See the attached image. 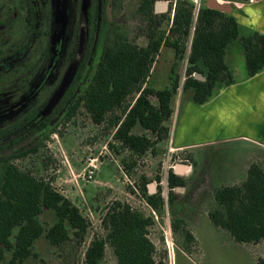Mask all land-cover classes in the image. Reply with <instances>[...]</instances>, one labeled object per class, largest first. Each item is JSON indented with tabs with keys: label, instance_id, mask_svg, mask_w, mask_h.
<instances>
[{
	"label": "trees",
	"instance_id": "obj_1",
	"mask_svg": "<svg viewBox=\"0 0 264 264\" xmlns=\"http://www.w3.org/2000/svg\"><path fill=\"white\" fill-rule=\"evenodd\" d=\"M40 1L43 5L37 6L33 5V0H20V6L13 7V11L18 12L15 19H20L26 29L25 37L20 41L16 39L15 48L6 45L1 38L0 26V94L7 97L11 92L14 96H23L27 92L43 60L49 66L55 64L54 60L49 62L50 58H47V47L37 57L32 53L27 58L21 55L24 48L29 46L32 49L36 43L42 46V40L49 39V0H36L35 3ZM123 1L111 0L112 10L121 8ZM26 2H30L29 7ZM155 2L139 0L135 9V17L140 20L138 32L145 38V44H138L130 38L125 27L112 23L105 32L107 41L102 56L94 71L88 73L90 80L70 103L64 105L56 121L50 120L51 115L37 121L38 109L45 107L58 89L52 93L47 84L37 99L39 105L13 125L0 130V133H12L10 144L14 145L13 151L0 159V264L7 252L10 253L9 264H25L26 260L36 256L34 244L42 235L58 248L73 242L79 245L87 235L89 219L53 186L54 175H37L15 164V160L35 154L57 126L76 116L80 108L93 124L112 133L119 149L128 151V156L121 161L127 175L137 172L138 159L146 155L160 157L163 143L169 139L173 102L180 86L176 67L171 69L168 86L156 89L148 85L153 64L163 46L172 48L177 60H186L181 91L189 90L196 104L204 103L216 89L235 82L224 60L225 49L233 40L239 38L241 41L248 76L264 69V34L254 31L240 35L233 14L206 5H200L196 10L194 0H176L166 12L155 13ZM12 48L16 53L11 55ZM195 74L205 79H198ZM73 91L72 88L69 92ZM28 124L29 141L23 144L22 141L27 139L25 130ZM42 126L46 127L45 133L32 136ZM110 146L119 153L118 148ZM50 158L42 161L43 168L48 166ZM151 175V171L140 174L139 194L158 217H162L166 193L168 211L171 208L172 232L180 233L184 243H194V236L185 221L178 217V207L174 205L177 199L175 190L187 185L186 177L176 174L170 166L166 170L165 189L161 184V171L158 169L154 177ZM153 179L157 180V185L151 193L147 183ZM212 196L208 218L216 228L227 231L238 243L264 241L263 165L252 162L241 182L215 186ZM44 210L51 211L55 217L54 223L48 227L40 220ZM155 223L152 214H146L125 201H112L101 217L100 224L105 233L89 241L83 253L84 264H103L107 244L112 248L117 264H161L155 259L156 246L149 236ZM256 264H264V258L259 257Z\"/></svg>",
	"mask_w": 264,
	"mask_h": 264
},
{
	"label": "rangeland",
	"instance_id": "obj_2",
	"mask_svg": "<svg viewBox=\"0 0 264 264\" xmlns=\"http://www.w3.org/2000/svg\"><path fill=\"white\" fill-rule=\"evenodd\" d=\"M8 1L0 0V6L6 8L3 3L6 4ZM138 1L124 0L121 8L113 11V23L125 27L130 38L138 44H145V38L138 32L140 20L135 17ZM156 1L167 2L168 10L171 5L173 7L176 0ZM194 2L200 6L205 5L206 0H194ZM49 7L53 23L57 29L52 33L51 38L42 40V46L39 43L33 46L31 53L34 57H37L38 51L40 52L46 47L49 48L50 42L62 37V30L66 29L71 18L68 0H50ZM109 12L108 9L107 13L109 14ZM72 47L73 35L69 33L62 55L70 52ZM89 47L90 42H88L86 50ZM173 53L172 48L162 47L161 56L158 61L156 60L153 72L148 79V85L156 89L168 86L171 83L169 65L171 69L176 67L180 76V86L173 102L170 135L169 139L163 143V151L160 157L152 158L150 155H146L138 159L137 172L127 175L123 171L121 161L122 158L128 156V151L119 149V144L113 140L112 133L103 126L93 124L83 108H80L76 116L66 122H61L57 126L56 131L50 135L49 139L40 146L35 154L15 160V164L21 169L31 170L35 174L45 177L54 175L53 186L76 204L90 221L88 233L79 245L73 242L58 248L51 245L42 235L34 244L33 251L36 256L26 260L25 264H84L83 253L89 241L93 237L102 236L105 233L100 224L105 207L112 201L120 200L128 202L132 207L138 208L146 214H151L150 207L137 190V183L140 182L139 176L143 172L151 171V176L154 177L158 169L164 175L167 168L176 163L190 168V171L185 175L188 179V185L183 192L187 205L188 198L190 199L194 194L197 196V193L202 189L200 193L202 194L203 205L202 217L199 218L197 228L195 227L198 249L193 245L194 248L193 251L190 250L191 253L182 250L184 246L182 235L173 233L171 229L170 208L168 217L165 210V214L158 217L156 223L150 228L149 236L156 246V261L161 264H256L259 257H264V242L258 244L235 242L227 231L216 228L207 216H204L207 202L212 197V189L215 186L242 180L252 162H259L264 166V144H251L245 140L236 139V141L218 142L204 148L197 147L192 152L187 150L173 151L174 130L186 102L191 99L189 90L181 91L186 60H177ZM86 57L87 55L83 60ZM244 62L245 59L237 58L236 67L242 69L245 66ZM71 65V62L66 65L64 59L63 67L61 66L62 68L58 71L60 74L54 75L52 80L58 79L56 83L61 82L68 74ZM56 83L50 84L52 93L56 90L54 86ZM62 102L58 103L51 115L61 106ZM137 131L141 132L142 130ZM261 142L264 143V140ZM110 144L118 148L119 153H116ZM169 150L170 153H168ZM48 156L51 157L50 162L46 168H43L42 161H46ZM91 156L98 157L97 168L93 179L86 180L82 174L87 158ZM207 183L211 185L206 186ZM156 185L157 180L154 179L147 183L149 191V186H152L155 191ZM177 193L179 197H182L180 196L181 190H177ZM181 214L192 215L190 208L186 205L183 206V210L181 209ZM196 215L199 216V214ZM195 219L191 222L192 227L197 223H193ZM40 220L48 227L54 223L55 217L51 211L44 210L40 215ZM168 226L171 231L172 247L167 242L164 232ZM9 259L10 253L7 252L2 264H9ZM103 264H117L112 248L108 244L106 245Z\"/></svg>",
	"mask_w": 264,
	"mask_h": 264
},
{
	"label": "crops",
	"instance_id": "obj_3",
	"mask_svg": "<svg viewBox=\"0 0 264 264\" xmlns=\"http://www.w3.org/2000/svg\"><path fill=\"white\" fill-rule=\"evenodd\" d=\"M156 2L154 5L155 13H163L167 10H158ZM222 2L229 3L232 6L230 13L234 15L238 22L240 35H247L254 31L264 34V0ZM161 53L162 49L156 58L157 61ZM237 58L245 59L243 46L239 38L227 45L224 55V60L230 68L235 82L216 89L210 98L202 104L194 103L192 98L186 102L180 120L174 130L172 141L174 151L187 150L192 152L197 147L204 148L218 142L236 141V139H242L251 144H264L261 142L264 140V69L254 76H248L245 62V66L242 69L236 67ZM153 67L151 72H153ZM169 71L171 73L170 65ZM178 165L182 164L176 163L172 166L174 172L185 177L190 171L189 166L179 172L176 169ZM242 180L223 184H237ZM186 181L188 185L187 178ZM209 185L211 184H206V186ZM185 187L181 190L180 196L182 197H179L177 193L174 205L179 209L178 217L185 221L189 231L195 238V242L192 244L183 243L182 250L188 252V250L193 251V245L198 249L195 231L199 225V218L202 217L203 205L202 194H200L202 189L197 193V196L194 194L190 199L188 198L187 205L183 196ZM212 202L213 196L207 202L206 212L204 213L207 218L208 209ZM185 205L190 208L192 215L181 214V209L183 210ZM195 213L199 214V216ZM193 219H195L193 223L197 222L194 227L191 226Z\"/></svg>",
	"mask_w": 264,
	"mask_h": 264
},
{
	"label": "flooded vegetation",
	"instance_id": "obj_4",
	"mask_svg": "<svg viewBox=\"0 0 264 264\" xmlns=\"http://www.w3.org/2000/svg\"><path fill=\"white\" fill-rule=\"evenodd\" d=\"M35 1L36 0H33V5H43L41 1L39 4L35 3ZM20 3V0H9L6 4L3 3V5H6V8L0 6V26L2 31L1 38L6 42V45H12L13 47L15 46V41H20L25 37L24 32L26 29L22 24V21L20 19H15L14 17L15 14H18V12L15 13L13 11V7H15L16 5L20 6ZM25 4L26 7L30 6V2H26ZM68 6L69 12H71V18L67 23V27L65 30H62L63 34L61 38L54 42L52 41L54 43L53 45L49 44V54L47 58H50L49 62L54 60L55 64L53 66H49L48 64H46V60H43L42 65L37 68L35 74L32 77L33 81L30 83L29 89L26 93L23 94V96H14L12 92L8 94L9 97L5 96V94L3 93L0 94V130L13 125L25 115L27 116L35 105L40 104V102L37 103L38 97L43 94L45 88L47 87V84L50 85L54 82H57L58 79L52 80V77L54 75L58 76L60 74V72L58 71H60V69L63 67L62 65L64 64V59L66 65L69 62L72 63L69 69V84L62 98L59 100V102L63 101L61 106L54 112L53 115H51V112L58 105V102L53 110L48 114L51 115L50 120L56 121L58 119V114L62 113L64 105L70 103L74 96L83 88L84 83L90 80L91 75H88V73L93 72L95 66L99 62L107 41L105 32L108 31L109 28H111L113 23V10L111 6V0H68ZM108 9L110 10L109 14L107 13ZM48 12L50 16L49 38H51V35L57 29V26L53 23L49 5ZM20 14L23 13L20 12ZM94 17L95 23L93 24ZM81 29L84 30V45L81 54L77 56L79 34ZM69 33L73 35V47L70 52H66L67 54L65 53V55H62L63 51L65 50V42ZM42 39H40L39 41H41ZM88 42H90V47L88 50H86ZM14 48L9 51V54L12 55L16 53ZM31 50L32 49L29 46L24 48V52H22L21 54L23 58L29 57L31 55ZM40 53L41 51H38V55H40ZM85 53L87 57L85 60H83L86 56ZM74 64L75 66L73 67ZM67 75L68 74H66V76ZM60 76L62 77V74ZM63 80L61 82L58 81L59 83H56L54 85L56 87L55 89L60 86ZM52 81L54 82L52 83ZM72 88L74 89V91L70 93L69 91ZM30 91L32 92V94H30ZM43 108L38 109L36 115L37 121L46 119V117L48 116H43L41 114ZM45 129V126L39 127V129L33 132L32 136L45 133ZM29 131L30 125L28 124L25 130V132H28V135L27 139L22 141L23 144L29 141ZM10 140H12V133H0V159L2 156L7 155L13 151L14 145L10 144Z\"/></svg>",
	"mask_w": 264,
	"mask_h": 264
},
{
	"label": "water",
	"instance_id": "obj_5",
	"mask_svg": "<svg viewBox=\"0 0 264 264\" xmlns=\"http://www.w3.org/2000/svg\"><path fill=\"white\" fill-rule=\"evenodd\" d=\"M223 1V0H222ZM220 0H206L205 5L209 8H213V9H217V10H221L227 13L231 12L232 6L229 3L226 2H222ZM167 2L164 1H157L156 5H157V9L158 10H166L167 9ZM198 9V5H196V10ZM84 30L81 29L80 30V34H79V45H78V53L77 56H79L83 50V45H84ZM54 42V41H53ZM75 66V64L73 65V67ZM69 75L70 72L68 73V75L65 77V79L63 80V82L60 84V86L58 87V89L56 90V92L54 93V95L51 97V99L48 101V103L46 104V106L43 108L41 114L43 116L48 115L53 108L57 105V103L59 102V100L61 99L62 95L64 94L68 84H69ZM195 77L201 80H204L205 77L199 74H195ZM186 168V166L183 165H178L177 166V171L181 172L182 170H184ZM150 191L153 192V187L149 186ZM177 190H182L183 187H177Z\"/></svg>",
	"mask_w": 264,
	"mask_h": 264
},
{
	"label": "built area",
	"instance_id": "obj_6",
	"mask_svg": "<svg viewBox=\"0 0 264 264\" xmlns=\"http://www.w3.org/2000/svg\"><path fill=\"white\" fill-rule=\"evenodd\" d=\"M173 151H174V148H173ZM168 153H170V150H169ZM97 160H98V157L91 156V157H88L87 158L86 166H85L84 172L82 174V177H84L86 180L93 179V177L95 175V170L97 168V163H96ZM172 166L173 165H171V167ZM165 176H166V171H165V173L163 175V180L161 182V184L164 185V188H165ZM164 195H165V202H166L165 203L166 216L168 217V205H167V196H166V193H164ZM150 210H151V214L153 215L154 220L157 221L158 220V215L151 208H150ZM167 230L164 231L165 232V235H166V239H167V242L170 243V245L172 247V244L173 243L171 241V233H170L171 231H170L169 226H168Z\"/></svg>",
	"mask_w": 264,
	"mask_h": 264
}]
</instances>
